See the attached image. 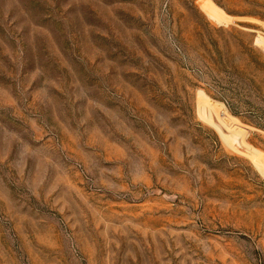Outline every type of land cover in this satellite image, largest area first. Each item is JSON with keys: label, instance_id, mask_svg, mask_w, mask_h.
Returning <instances> with one entry per match:
<instances>
[{"label": "rangeland", "instance_id": "1", "mask_svg": "<svg viewBox=\"0 0 264 264\" xmlns=\"http://www.w3.org/2000/svg\"><path fill=\"white\" fill-rule=\"evenodd\" d=\"M260 35L264 0H0V264H264Z\"/></svg>", "mask_w": 264, "mask_h": 264}, {"label": "bare ground", "instance_id": "2", "mask_svg": "<svg viewBox=\"0 0 264 264\" xmlns=\"http://www.w3.org/2000/svg\"><path fill=\"white\" fill-rule=\"evenodd\" d=\"M263 47H264V37H262L261 35L258 37V41ZM202 102V101H201ZM203 103V102H202ZM205 103V102H204ZM207 104H210V103H207ZM206 105V104H205ZM211 106V105H209ZM208 106V107H209Z\"/></svg>", "mask_w": 264, "mask_h": 264}]
</instances>
